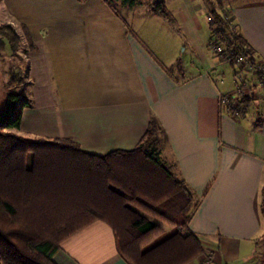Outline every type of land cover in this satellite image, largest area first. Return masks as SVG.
I'll use <instances>...</instances> for the list:
<instances>
[{
    "label": "crops",
    "instance_id": "0c3cea01",
    "mask_svg": "<svg viewBox=\"0 0 264 264\" xmlns=\"http://www.w3.org/2000/svg\"><path fill=\"white\" fill-rule=\"evenodd\" d=\"M18 1L19 9H9L32 40L27 76L36 78L34 106L22 110L19 132L71 139L84 152L103 155L133 150L155 114L168 141L163 154L201 197L188 229L213 264H264V98L250 88L246 95L256 101L242 114L221 102L220 96L246 87L245 75L209 50L208 3H165L184 58L152 52L102 0H68L67 10L46 4L30 10L31 0ZM223 8L264 61V0H224ZM53 260L126 264L102 221L64 240Z\"/></svg>",
    "mask_w": 264,
    "mask_h": 264
},
{
    "label": "trees",
    "instance_id": "16d2710c",
    "mask_svg": "<svg viewBox=\"0 0 264 264\" xmlns=\"http://www.w3.org/2000/svg\"><path fill=\"white\" fill-rule=\"evenodd\" d=\"M102 1L117 16L120 6L139 3ZM205 2L209 41L223 48L214 55L232 66L238 54L244 55L264 87V73L258 71L264 61L233 25L224 0ZM146 7L149 15L176 24L164 0H150ZM24 35L31 47L29 34ZM20 43L10 23L0 25V58ZM176 67H181L179 60ZM20 74L17 69L11 81H20ZM255 101L241 96L236 114ZM28 103L24 94L9 93L0 111V264H56L60 244L96 221L112 229L126 264H189L205 254L199 237L188 229L201 197L189 188L176 161L163 154L168 141L155 114L133 150L96 155L71 139L23 136L20 106L30 107ZM260 241L264 243V230Z\"/></svg>",
    "mask_w": 264,
    "mask_h": 264
},
{
    "label": "rangeland",
    "instance_id": "374dc122",
    "mask_svg": "<svg viewBox=\"0 0 264 264\" xmlns=\"http://www.w3.org/2000/svg\"><path fill=\"white\" fill-rule=\"evenodd\" d=\"M149 2L150 0H139V3L133 8L120 6L118 8L119 16L128 22L132 32H134V34L136 33V36L139 38V40H142L149 49L153 50L152 52H155V54H158L159 52H167L171 54H181L182 57L186 58L188 53H182L183 46L179 45L178 41L176 40L175 34L179 28L175 24H172L163 18L150 16L146 10L147 3ZM171 2L175 4L179 3V0H165L166 5H169L171 8H173ZM189 2L191 4L192 0H189ZM34 4H46L45 6L54 10L71 9L68 0H31L28 5L30 10L33 8L32 6ZM21 5L22 2L20 3L18 0H0V25L4 23H10L21 37L19 48L15 52H11L9 49H7L2 53V57L0 58V111L6 107L7 96L9 93L24 94L29 99L28 104H30V107L34 106L30 95L36 78L32 76V80H30V78L27 76L29 68L28 54L30 49L28 48L25 35L21 29L20 21H18L17 17L13 16L9 9V6L19 9ZM205 8L208 12L207 4H205ZM162 48H164L166 51H162ZM209 50L214 54L212 49L209 48ZM158 58L160 61L164 63L166 62V60L161 59V57ZM17 69L21 70V80L12 82L10 77L14 72H16ZM227 69L231 79L234 72L228 67ZM234 69L236 70L237 74H243V76L245 75L242 84L246 86L248 90H251L250 88L253 87L254 93L261 97L260 99L262 100L264 87L255 85L259 83L256 70L252 68L244 71V69H240L238 64L235 65ZM22 108L24 109V107L20 106V109ZM166 230L169 229L166 228Z\"/></svg>",
    "mask_w": 264,
    "mask_h": 264
},
{
    "label": "built area",
    "instance_id": "2783aa9c",
    "mask_svg": "<svg viewBox=\"0 0 264 264\" xmlns=\"http://www.w3.org/2000/svg\"><path fill=\"white\" fill-rule=\"evenodd\" d=\"M207 46L208 48L212 49L216 53L223 52V48L220 46L219 47L215 46L213 41H208ZM236 63L238 64L240 69H244V71H247L248 69H252V65L250 61L244 55L238 54L236 56ZM258 71H261L264 73V66L263 67L259 66ZM256 74H257V71H256ZM255 85L263 86V82L259 80V83ZM248 92L249 90L246 89V87L238 86L231 93L220 96V100L223 104L229 107L228 108L229 110L237 111L238 103H239L241 96L246 95ZM204 249H205V254L200 256L195 262H192L189 264H213V261L210 258V254L208 250L206 248Z\"/></svg>",
    "mask_w": 264,
    "mask_h": 264
}]
</instances>
